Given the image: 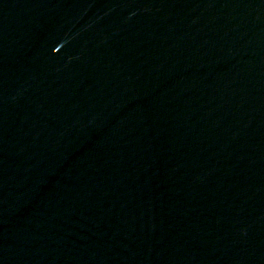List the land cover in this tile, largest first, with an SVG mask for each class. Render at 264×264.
I'll list each match as a JSON object with an SVG mask.
<instances>
[{"label": "water", "instance_id": "1", "mask_svg": "<svg viewBox=\"0 0 264 264\" xmlns=\"http://www.w3.org/2000/svg\"><path fill=\"white\" fill-rule=\"evenodd\" d=\"M0 264H264V0H0Z\"/></svg>", "mask_w": 264, "mask_h": 264}]
</instances>
